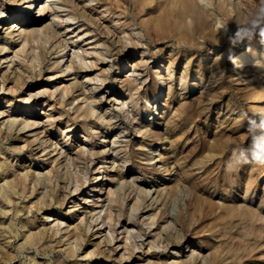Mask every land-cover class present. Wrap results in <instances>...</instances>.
Masks as SVG:
<instances>
[{"label": "rangeland", "instance_id": "obj_1", "mask_svg": "<svg viewBox=\"0 0 264 264\" xmlns=\"http://www.w3.org/2000/svg\"><path fill=\"white\" fill-rule=\"evenodd\" d=\"M125 1L122 0L121 5L127 8V13L122 15L131 18L132 22H140L142 19H149L153 16H161L163 21L166 18L167 0L146 3L144 12L139 11L142 0ZM244 1L252 7L254 13L264 4V0ZM28 3H30L29 0H0L1 17L3 18L9 13L14 16L13 20L7 21L5 28L0 29V45L8 44L11 48L17 45L16 48L20 47L22 49L20 56L25 59L20 72L10 65L9 59L0 61V80L4 79L6 88L5 91L0 89V109L10 110V114L17 106H20L19 109H28L29 106L27 105L32 104L19 101L21 97L25 95L27 97L29 93L39 89H53L62 80L61 78L67 74L63 70L67 59L64 52L68 48H63L61 45L64 42L69 43L72 41L69 39L70 30L65 31L63 24L56 25V32L61 36H55L49 28L51 25H55L52 17L39 18L33 8L34 6L30 7L28 11L26 10ZM78 3V7L74 6L75 11L84 18L80 4L87 5L89 9L91 5L83 2V0H78ZM86 11L90 13L89 10ZM241 23L242 21L239 20L237 26L234 21H231V29L224 34L222 41L218 43L210 41L213 43L212 45L209 41H205L202 48L204 51L201 49L196 58H192L194 50L187 42L179 38V30L174 25L164 27L159 33L151 30L148 36L145 34L142 38V44H129L125 48L123 44H118L115 40L108 38L106 29L100 27L99 38H101L103 44L99 45L98 50L105 54L106 59L104 62L107 61L112 64L108 73V83L110 82L116 87L115 78H124L126 75L131 74L133 61H138L141 53L145 51L147 56H150L146 70L143 72V76L146 78L145 82L152 81L162 85L163 80L166 84L172 83L174 89L169 92L167 88H164L161 92L160 96L163 102L161 101L158 109L155 110L151 107L148 100L140 108L142 120L146 121L148 128L151 131H156L160 137L145 132L142 154L134 155L132 151L137 148V142L141 138L135 136L138 132L131 126L133 119L124 117L122 109L117 106L116 98L119 95L112 96L111 100H101L99 94L97 95L98 90L92 91L94 93L89 94V96L96 97L98 104L96 109L99 114H104L105 118L102 122H98L94 117H82L77 107L82 104L83 93L88 92L83 86L87 88L91 86L88 84V76L86 75H94L96 72V70L84 72L83 69L79 70L76 78L65 81L66 83L71 82L70 90L73 96L79 95V101L68 95L62 101L57 100L58 103H54L53 109L50 110L49 107H46V109L49 113L51 111L55 114L56 112H63L64 120L69 119V124L73 125L74 131L69 133V141L64 143L66 147L72 148L76 145L85 148H89L90 145L107 147L106 155H101L89 164L87 152H82L83 154L80 156L82 160L79 158L68 162L66 157L54 160L51 155H44L48 152V148L41 150L38 147V141L34 139L37 135L36 132L39 131L38 129L25 128L17 130L19 126H16L9 134L5 135L0 132V162L3 165V171L0 169V176L3 177L1 182L8 180L6 194L12 201L9 205H6L8 203L5 197L6 194L4 191L2 194L0 193V209H2L0 211V240L2 239L0 241V264L114 263L108 255V247L104 245L103 241H99V237L92 234L95 229L94 226L91 231L87 230L90 202L87 201L85 204L82 199H77L86 197L89 200L90 196L94 194L92 190L97 185L94 178L97 179L99 176L98 165L100 163H103L105 171L103 174L106 172L110 175L122 173L124 177L123 189L115 194V211L120 210L122 216L127 217L128 214L132 213V208L135 209L136 207L137 210L133 211L136 216L135 220L142 226L144 231L147 230V226L141 224L140 220L148 214L157 216L158 231L162 228L166 229L163 234L166 241L149 252L151 259H159L164 263L171 260V254L173 255L177 248L182 247V251L183 249L188 250L184 253L180 250L179 254H184V259L189 264H208L198 254V251L201 250V247L197 246L200 245V240L197 237L194 238V236H198L204 243H207L213 237L219 241L214 258L215 264H264V236L258 230L259 222L249 214L238 210L236 204L227 200L228 195L224 194L229 187L228 183L235 185L238 181H241L240 179H246L252 164L246 163V161H254V158L259 156L260 158L263 157L261 161L264 162V142L260 141V133L263 129L260 125L262 122L264 123V117L259 115L264 111L257 108L258 103L249 104V98L242 95L240 90H236V81L230 77L229 68L232 67L233 63L228 59L230 52L233 51L236 55V53L251 46H256L259 54L262 45H264L261 43L259 28L255 29V34L251 39L247 36L236 39L235 33L238 29H241ZM10 26L12 27L10 28ZM261 26L264 27V25ZM72 27L74 28L75 25ZM45 32L48 33L47 36H45ZM88 36L86 34L84 37L86 40L75 43V46L87 48L88 45H85V43L94 40L88 38ZM14 40L19 42H13ZM233 40H235V44H233ZM226 44H230V47L224 64V72L221 78L210 79V86L213 88L206 89L203 86L210 77V73L204 68L209 65L207 50L211 46L214 52L220 54L225 50ZM76 49L78 50V48ZM1 54H4V52L1 51ZM212 56L213 54L210 55V57ZM199 57L203 58L200 70L204 79L201 81L203 83L201 86L198 85L200 81L195 77L199 70ZM257 59L259 58L250 59L248 63L251 62L250 65H252L253 61ZM41 60H45L43 64ZM75 60L79 63L77 58ZM53 62H56L57 68L49 69L48 65ZM117 63L122 67V72L117 73ZM159 64L164 67L168 65L169 69L159 67ZM262 64L264 70V61H262ZM158 70L161 71L163 79L158 77ZM166 70L169 72H166ZM171 70L172 74H170ZM56 74L60 76L56 77ZM223 79L227 80L223 81ZM192 82L196 84L192 85ZM31 84L35 87L32 91L28 88ZM7 89L9 90L7 91ZM206 91L209 92L206 93ZM49 95L48 93L47 96ZM210 96L212 98H209ZM141 101L142 99H139L135 103L140 105L142 104ZM135 103L131 105H135ZM8 105L10 108H8ZM128 106L126 105L131 110L132 108ZM153 110L157 113H154ZM111 111H115V117H111ZM16 115L19 116V114H13V116ZM3 119L7 120L8 118L4 117ZM3 119H0V121ZM250 120H254L255 125L250 126ZM45 127H48V125H45ZM62 127L64 126L62 125ZM250 127L253 129L251 134L248 133ZM52 131L54 132L53 138L58 137V133H56L58 131L55 129H52ZM223 131L225 132L223 133ZM164 133L169 135L172 144L166 138H163ZM82 135H87L86 139L82 138ZM162 139L164 144H161ZM114 141L118 142L114 144ZM149 142H152L151 146ZM112 143L118 152H116L118 163L115 165L109 162L104 163L105 157L110 153L108 148L113 145ZM156 149L157 152L161 150L164 152L163 161L166 163L167 168V175H165L167 179L163 182L168 191V196L163 198L161 203H153L142 194H138L140 189H145L154 180L153 178L164 177L165 171L152 170V161L147 160L150 152L156 151ZM45 157L47 159H44ZM123 160H126V162L122 171ZM84 162L88 165V168L86 167L87 179H83L82 174H80V171L82 173L84 170L82 166L85 164ZM43 167L45 168L43 169ZM255 170L256 173L253 176L258 178L257 196H259L260 186L264 185V165H257ZM39 171L41 173L37 174ZM76 179L81 182L80 193L71 198L70 192L76 184ZM107 186L110 185L105 184L102 189L103 192L108 188ZM73 194L75 195V193ZM18 200L20 203L12 207ZM169 212H172L177 218L176 229L182 231L176 232L175 229L169 227L170 219H167ZM57 219L66 221L62 226L69 227L72 234L79 236L77 253L74 252L73 255L68 253V248L73 244V238L61 241L58 235L54 236L50 232V228L54 227ZM154 227L152 226L151 229ZM181 235L184 236L182 239L180 238ZM167 241L170 244L165 246ZM187 245L189 246L187 247ZM88 252H91V256L86 255Z\"/></svg>", "mask_w": 264, "mask_h": 264}, {"label": "bare ground", "instance_id": "obj_2", "mask_svg": "<svg viewBox=\"0 0 264 264\" xmlns=\"http://www.w3.org/2000/svg\"><path fill=\"white\" fill-rule=\"evenodd\" d=\"M21 1H24V0H21ZM142 1L143 2L140 4V10H139L140 12H144L146 10V3H154L155 1H160V0H142ZM29 2L30 3H28V6L26 5L27 11L30 9V7L34 6L33 8L36 10L39 18H45V17H50V16L52 17V20L55 23V25L53 26L51 25L50 27L49 26L48 27L50 28L51 33L53 32L55 36H58V37L61 36V34L56 32V28H57L56 25L60 26L61 24H63V26L65 27L64 28L65 31L68 32L70 30L71 34L69 35V39H71L72 41L69 43L64 42V44L61 45V47L63 48H68L67 51L64 52V55L67 56V59L65 61V68L63 70V72L67 74H65L64 77L61 78L62 80L59 82V84L55 88L47 89V88H44L43 86L44 89H39L33 93H29L27 97H25L26 95L21 97L19 101H22V102L25 101L27 103H32L31 105H27L29 106L28 109L26 108L19 109L20 106H17L13 110V112H11L12 114L9 113L10 110L5 111V110L0 109V119H3L4 117L8 118L7 120L3 119L2 121H0V132H3L5 135L9 134L12 132L13 128H15L16 126H19L17 130H21L25 128H31V130L38 129L39 131L36 132L37 135L35 136L34 139L38 141V147L41 148V150L48 148L47 150L48 152H46L44 155L49 154L52 157H54V160H58L59 158L66 157L69 162V161H72V159L78 160L83 153L87 152L88 153L87 156L89 157L88 164L92 163L94 159L100 157L101 155H106L107 147L102 148L100 146H95V145H90L89 148L79 147L80 145L73 146L72 148L66 147L64 143L66 141H69L68 140L69 133L74 131L73 125L71 123L69 124L68 118H67L68 120H64L63 112H56L55 114V113H52L51 111V113H49L46 109V107H49L50 110L53 109L54 103L57 102V100L62 101L65 98H67L68 95L72 96V99L79 101V95L73 96V93L70 90V85H72L70 84L71 82L66 83L65 81L76 78V74H78L80 69H83L84 72H87L90 70H96L94 75H89V74L86 75L88 76L87 77L88 84H90L91 86H89L88 88L86 86H83V88L85 87L86 91L88 92L83 93L82 104L78 105L77 110H80L82 117L84 116H88L89 118L94 117L98 122H102L103 119L105 118V115L98 113L96 109L98 105L97 100L95 99L96 97L95 98L91 97L89 96V94L94 93L92 92L94 90H98L97 95L99 94V98H101V100L102 99L111 100L112 96L119 95L116 98L117 104H118L117 106H120V109H122V112L124 113V117L133 119V121L131 122V126L134 129H136V132H138V134L135 136H140L141 138L137 142L138 143L137 148H135L132 151L134 155L142 154L141 150L144 145L143 137H144L145 132H148L152 136L154 135L155 137H160L158 136L156 131H151L148 128V124L146 123V121L142 120V115L140 112L141 106H143L144 105L143 103L148 100V103L151 105V107H153L155 110L158 109L162 101V97L160 95H161V92H163L164 88H167L169 92L172 89H174L172 86V83L166 84V82L164 83L163 80H162V85L156 82L154 83L152 81L145 82L146 78H144L143 72L146 70V67H147L146 65H147V62H149L148 59L150 57V56H147V54L145 53L146 51L141 53L138 61L137 60L133 61L134 63L132 66L131 74L126 75L124 78H118V77L115 78L116 84H117L116 87H114L112 83L110 82L108 83V77H109L108 73L112 67V64L108 63L107 61L104 62V60L106 59L105 54H103L101 50H98L99 45L103 44L102 41L100 40L101 38H99L100 37L99 28L100 27L106 29L108 38L110 37V39L115 40L118 44H123L125 48L129 44H134V45L138 43L142 44L141 42L142 38L144 37L145 34L148 36L151 30L159 33L164 27L174 25L179 30V38L183 39L184 42H187V44L194 50L192 54V58H196L198 57L197 56L198 53L204 47L205 41H209V43L212 45L213 43H218L223 40L224 34L227 31H230L231 29L230 28L231 21H234L237 25L238 21L241 20L242 21V23L240 24L241 28H251L250 16L254 14L252 7H250V5L246 3L244 0H167L166 9H165L166 18L164 21L161 16H153L149 19H142L140 22H132L131 18L127 17L126 15H122V14L127 13V8L121 5L122 0H83V2L90 3L91 5L89 9L87 5L80 4L81 5L80 9L82 8V13L84 15V18L81 15H78L77 12L75 11L74 6L78 7V4H79L78 0H29ZM86 10H89L90 13H88ZM0 14H2V9H0ZM93 14H95V16H93ZM1 16L2 15H0V29L5 28L6 24L8 23L7 21H9L10 19L11 20L14 19V16L12 13H9V15H6L3 18ZM73 25H75L74 28L72 27ZM11 27L12 26H10V28ZM46 32H49V31H46ZM19 33L21 34L22 32H19ZM86 34L89 35L88 38L94 39V40H91L85 43V45H88L87 48H83L82 46H78V47L75 46V43H79L80 41L86 40V38H84ZM47 35L48 33L45 34V36ZM210 41H213V43ZM13 42L18 43L19 41L14 40ZM16 46L17 45L11 48V46L9 47L8 44L0 45V58H1L0 61L2 60L7 61V59H9L10 65L15 67L16 71L20 72L21 71L20 68H22V66L24 65L25 59L20 56L22 53V49L20 47L16 48ZM229 47H230V44H226L225 50L221 52L220 54H217L216 51L214 52V49H212L211 46L208 48L207 59H209V65L208 67H204V68L208 71V73H210V77H209V80L206 81V84H204L203 86L206 89L213 88L210 86V79L221 78V75L224 72V64L226 61L227 52L229 50ZM76 48H78V50ZM1 51H3L4 54H1ZM212 54L213 56L210 57V55ZM76 58L78 59L79 63H77V61L75 60ZM254 58H259V59L254 60L253 64L250 65L251 62L248 63V61ZM202 59L201 57H199V65H198L199 70L196 73L197 75L195 74L196 75L195 77L200 81V84H198L200 86L203 84L201 83V81L204 79L203 73L200 70L202 66L201 64ZM43 61L41 60L42 64H43ZM262 61H264V45H262V50L259 54H258L257 47L251 46L247 48L246 50L236 53L235 63H232L231 65L232 67H230L229 70L231 72L230 77H232L233 80L236 81V84H235L236 90H240L242 95L249 98V104L258 103L257 108L261 111H264V70L262 69L263 68ZM116 66H117V73L122 72V67L120 66V64L117 63ZM159 67L169 69L168 65L164 67L161 64H159ZM48 68L56 69L57 68L56 62L49 64ZM172 70L170 71V74H172ZM166 72H169V71L166 70ZM183 73L184 71L182 72V74ZM73 75L74 77H72ZM157 75L159 78L163 79L160 70H158ZM59 76H60L59 74H56V77H59ZM224 80H227V79H223V81ZM193 84H196V83L192 82V85ZM28 88H30L31 91L35 89V87L32 84L29 85ZM0 89L3 91L6 90L4 79L0 80ZM8 90L9 89H7V91ZM208 92L209 91H206V93ZM48 93L50 94L49 96H47ZM228 93H229V90H228ZM57 95L58 97H56ZM209 98H212V96H210ZM139 99H142L141 101L142 104L140 105L135 103ZM132 103H135V105L134 104L131 105ZM126 105H129L132 109L129 110L126 107ZM39 107L41 108L39 109ZM8 108H10L9 105H8ZM114 112L111 111V114H110L111 117L116 116ZM154 113H157V112L154 111ZM13 114H19V116L17 115L13 116ZM28 118H32V119H28ZM45 125H48V127H45ZM62 125L64 127H62ZM52 129H55L58 131L56 132L58 133V137L53 138L54 132L52 131ZM87 132H90V131H87ZM224 132L225 131H223V133ZM81 137L86 139L87 135H84V136L82 135ZM163 138H166V140L170 144H172V140L170 141L169 135L167 133H164ZM260 141L264 142V128L262 129L260 133ZM116 142L118 141H114V144ZM114 144L108 148L110 153L107 155V157H105L106 159L104 163L109 162V163H112L113 165L118 163L117 162L118 159L116 155L117 149L114 146ZM151 144L152 142H149L150 146ZM161 144H164L163 139L161 140ZM178 151H179V148H178ZM163 154L164 152H162V150L160 152H157V149H156V151L154 150L150 152V155L147 156V160L152 161V164H153V166L151 167L152 170L165 171L163 175L164 177H161L159 179H157V177L153 178L154 180L149 184L147 183L148 185L146 188L144 187L145 189H142V190L140 189L138 191L139 195L142 194L146 199H150L151 202L153 203L154 202L161 203V200L168 196V191L166 190L164 186L165 183L163 182L165 179H167L165 176L167 175V168H166V163L163 161ZM44 159H47V157H45ZM80 159L82 160V158ZM125 162L126 160H123V164L121 165L122 171L124 170ZM82 166L84 167L83 168L84 170L81 168L83 171L82 173L80 171V174H82L83 179H87L86 167L88 165L87 163H85ZM2 168H3V165L0 162L1 171H3ZM44 168L45 167H43V169ZM255 169H257V164L252 163L250 165V171L246 179L244 178L240 179L241 181H238L239 183L237 182V184L235 185H232V183H228L229 187L228 189L225 190L224 194L228 195L227 200L236 204V207L238 208V210L246 214H249L250 216H252V218H254L257 222H259L260 226L258 230L261 233H263V236H264V185L260 186L261 192L259 196H257V189L259 185L257 183L258 182L257 176H253L256 173ZM98 171H97L99 173L98 178L97 179L94 178V180L97 183L96 187L92 190L94 194L90 196L89 200L86 197L77 198V199H82L83 203L85 204L87 203V201L90 202L89 204L90 216L88 219L87 230L91 231L94 226L95 229L94 231H92V234L95 235L96 237H99L100 238L99 241H103L104 245L108 247L107 251L109 254L107 252L106 253L109 255L110 259L115 264H189L187 261H185L184 254H179L180 253L179 251L181 250L182 247L177 248L176 252L173 255L171 254V260L166 261L164 263L160 261L159 259H154V258L151 259L149 257V255H151L149 253L150 251H152L156 247H159L162 244V242L166 241V237L164 238V235H163L166 229L162 228V230L158 231L157 230V227H158L157 216L154 214H148L147 216L142 217L140 220L141 224L147 226L148 232L147 230L144 231L142 229V226L139 225L138 222L135 220L136 216H135V213L133 212L137 210L135 206H134L135 209L132 208V213L128 214L127 217H123L120 210L115 211L114 209L115 194L116 192H119L120 190L123 189V186H124L123 178L124 177L122 176V173H115V174L110 175L106 172L107 174L106 173L103 174L105 172L103 169V163H100L98 165ZM40 173L41 172L39 171L37 174H40ZM2 180H3V177L0 176V182ZM107 183L110 186L109 187L107 186L108 188H106L105 191L103 192L102 189L104 185ZM80 185H81V182L78 179H76V184L73 186V189L70 192L71 198L80 193L79 192ZM7 187H8V180L1 182L0 183V193L2 194L4 191V193L6 194ZM73 193H75V195ZM5 197L8 202L6 205H9V203H11L12 201L10 197L7 196V194L5 195ZM19 203H20L19 200L16 201L14 203L15 205H12V207L13 206L15 207ZM1 210L2 209H0V211ZM13 217L15 218V216ZM167 219H170V226H169L170 228L175 229L176 232L181 230V229L180 230L176 229L177 218L172 212L167 215ZM63 223H66V221H61L57 219L54 223V227L50 228V232L54 236L58 235L61 241L62 240L64 241V239L68 240V239L73 238L72 240L73 244H71V246L68 248V253H71V255H73L74 252L77 253V250H78L77 243H78V240L80 239L78 235H74L70 232L69 227H63L62 226ZM152 226L154 227L153 229H151ZM183 237H184L183 235L180 236L181 239ZM195 237H197L198 240H200L199 241L200 245L199 244L197 245L201 247V250L198 251L200 258L208 264H215L214 258L216 255V249L219 245V241L213 237L211 240L209 239L207 243H204L203 240L200 239V237L194 236V238ZM169 244L170 242L167 241L165 246ZM188 246L189 245H187V247ZM187 250L188 249H183V251L182 250L181 251L184 253ZM86 255L91 256V252H88Z\"/></svg>", "mask_w": 264, "mask_h": 264}, {"label": "clouds", "instance_id": "obj_3", "mask_svg": "<svg viewBox=\"0 0 264 264\" xmlns=\"http://www.w3.org/2000/svg\"><path fill=\"white\" fill-rule=\"evenodd\" d=\"M250 24H251V28H241L237 30V32L235 33L236 39H241L245 36L251 39L255 34V29L259 28V36L261 37V43L264 44V27L261 26L264 25V4H262V6L259 8V10L256 13L250 16ZM233 44H235V40H233ZM228 59L229 61L235 63L234 52H230ZM259 115L264 117V112H261ZM249 124L250 126L255 125V121L250 120ZM260 127L264 128V123H262ZM252 131L253 129L250 127L249 134H251ZM254 143H255V138H254ZM246 163H255L257 165H264V162L261 161V158L259 156H256L254 158V161H246Z\"/></svg>", "mask_w": 264, "mask_h": 264}]
</instances>
